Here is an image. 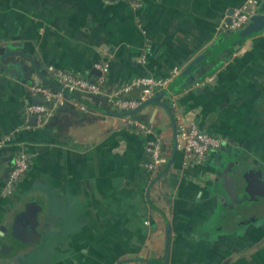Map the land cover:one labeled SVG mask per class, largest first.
<instances>
[{"label": "crops", "instance_id": "1", "mask_svg": "<svg viewBox=\"0 0 264 264\" xmlns=\"http://www.w3.org/2000/svg\"><path fill=\"white\" fill-rule=\"evenodd\" d=\"M139 1L0 0V264H264V28L214 56L244 0ZM98 62L106 93L179 69L130 115L147 131L105 95L67 94L43 125L29 119L43 101L29 86L56 83L49 66L94 79ZM177 116L224 145L197 161L177 146ZM156 138L167 161L151 172ZM19 153L29 166L9 185Z\"/></svg>", "mask_w": 264, "mask_h": 264}, {"label": "built area", "instance_id": "2", "mask_svg": "<svg viewBox=\"0 0 264 264\" xmlns=\"http://www.w3.org/2000/svg\"><path fill=\"white\" fill-rule=\"evenodd\" d=\"M127 3L132 9L140 6L139 0H121ZM257 0H244L237 7L232 8L231 13L224 15L223 21L218 26L222 31H238L244 28L251 17L257 12ZM53 72L56 80V86H46L41 84H32L29 90L33 94H40L43 97L42 102H34L25 107L27 115H34L36 125H43L55 109L62 105L67 98V94L79 95H105L107 100L112 103L119 111L126 112L137 108L143 101L152 97L155 93L166 89L170 80L178 74L179 69L173 68L168 75L164 77H154L150 75H141L132 78L121 87L109 93L104 91L106 73L108 64L98 62L95 68L99 74L92 80L88 77L77 76L74 73L64 69H54L48 67ZM134 88H139L140 93L137 98L128 97L127 94ZM81 109H85V104L75 102ZM174 107V103H172ZM126 124L138 128L141 131H147V126L140 120L131 117L130 114L123 115ZM8 138L0 139L2 146ZM175 140L177 146L183 151L192 155L197 161L204 159L207 153L221 147L225 139L219 135L207 132L199 128L198 124L191 118L177 116L175 119ZM149 157L144 162L148 171H154L158 166L164 164L166 156L164 155L160 140L158 138L148 142ZM29 162L24 153L17 154L13 159L12 167L9 171L7 183L10 185L16 181L27 169Z\"/></svg>", "mask_w": 264, "mask_h": 264}, {"label": "water", "instance_id": "3", "mask_svg": "<svg viewBox=\"0 0 264 264\" xmlns=\"http://www.w3.org/2000/svg\"><path fill=\"white\" fill-rule=\"evenodd\" d=\"M232 9H230L227 13H231ZM264 28V15H260L258 17H255L253 18V20L251 22H249L244 28H242L241 30L235 32L234 34H232L230 37H228L226 40H224L217 48L216 52L214 53V56L220 52L222 50L223 47L235 42L236 40L238 41L239 39L243 38V37H246V36H249V35H252L253 33H255L256 31L260 30ZM3 47L0 48V54L3 55L4 54V51L2 49ZM201 57H203V55H199L197 57H195L188 65L187 67L181 72L180 76L184 75L185 73H187V71L195 64L196 61H198ZM93 80V79H92ZM38 83V82H37ZM148 102H158L157 101V97L156 96H152L148 99H146L145 101H143L140 105H143L144 103H148ZM167 106V105H166ZM139 107V106H138ZM137 107V108H138ZM132 109V110H129V111H126V112H120L119 115H126V114H132L136 111V109ZM29 119L33 122H35V116L34 115H30L29 116ZM27 212V209H25L24 211H22V213H20L19 215H17L16 218L20 217V216H23L22 214ZM29 219V224L30 226H33L34 225V220L31 219V216L30 217H26ZM33 229V227H32ZM18 232V230H17ZM19 235H22V234H19ZM11 242H13L12 240H16L18 238V235L15 234L13 236L14 239H11L12 237H9Z\"/></svg>", "mask_w": 264, "mask_h": 264}, {"label": "trees", "instance_id": "4", "mask_svg": "<svg viewBox=\"0 0 264 264\" xmlns=\"http://www.w3.org/2000/svg\"><path fill=\"white\" fill-rule=\"evenodd\" d=\"M52 86H56V83H55V84L53 83ZM73 95H74V97H75V96H76V97L80 96L79 94H76V93H75V94L73 93Z\"/></svg>", "mask_w": 264, "mask_h": 264}]
</instances>
